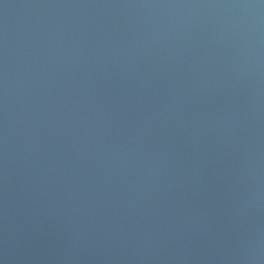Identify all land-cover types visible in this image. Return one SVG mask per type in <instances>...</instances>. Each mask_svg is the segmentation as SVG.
I'll return each instance as SVG.
<instances>
[{"label": "water", "instance_id": "1", "mask_svg": "<svg viewBox=\"0 0 264 264\" xmlns=\"http://www.w3.org/2000/svg\"><path fill=\"white\" fill-rule=\"evenodd\" d=\"M197 2L208 0H0V72L7 54L13 81L7 191L0 150V257L5 254L7 199L8 264H247L232 259L233 249L250 228L264 229V205L237 212L236 204L249 187L240 179L244 149L249 142L258 143L264 153V112L258 121L243 119L231 142L211 126L196 139L190 127L181 123L200 112L246 111L249 90L244 83L231 80L227 51H218L210 37L191 30L186 33L185 50L176 58L160 52L159 59L139 58L125 68L112 64L110 58L90 57L87 49L83 59L72 60L74 51L66 49L51 63L39 67L30 63L42 61L37 49L51 35L69 44V37H82L91 46L105 36L130 38L138 31L137 14L146 11L98 5ZM29 67L37 68L38 74L29 77ZM193 75L205 76V89L183 96L176 109L179 119L173 115L146 136V147L156 140L171 149L175 158L172 166H165V180L176 181L170 191L165 188L167 205L151 214L143 205L126 210L121 205L128 186H105L96 161L76 160L83 130L73 113L83 110L81 102L85 107L103 105L105 111L115 106L131 128L155 105L178 93ZM39 116L47 120L33 124ZM2 135L0 90V143ZM30 141L36 145L33 157L26 152ZM102 153V148L94 150L98 159ZM61 170H67L63 184L57 180ZM93 184L98 203L90 215H84L86 209L62 210L73 205L79 208L77 200ZM69 185L80 187L81 193L62 192ZM186 214H194L195 219L184 226L181 221ZM162 215L174 229L162 245L141 248L134 237L126 238L137 220L142 227L161 231Z\"/></svg>", "mask_w": 264, "mask_h": 264}, {"label": "clouds", "instance_id": "2", "mask_svg": "<svg viewBox=\"0 0 264 264\" xmlns=\"http://www.w3.org/2000/svg\"><path fill=\"white\" fill-rule=\"evenodd\" d=\"M99 7H118L127 9L146 10L137 14L138 31L130 38L115 39L113 36L102 37L96 46L82 37L71 38V44L55 35L43 41L37 51L42 61H34L37 66L51 63L54 58H61L65 50L74 51L72 60L83 59L84 50L87 55L98 59L110 58L112 64H120L127 68L139 58L156 57L163 52L165 56L178 57L185 50L186 33L199 30L208 37L218 51L225 50L230 56V77L235 83H244L249 90V102L245 112L236 109H221L217 113L205 115L200 112L191 117L190 122H181L184 127H190L196 139L211 130L220 135H227L231 142L236 135L243 119L259 120L264 112V0H208L197 3H134L123 5H98ZM62 7H91V5H62ZM78 46V47H76ZM6 47V46H5ZM47 53V55H43ZM203 60L204 57H201ZM206 62V61H205ZM199 71V69H197ZM38 74L37 68L29 67L28 76ZM226 82V81H222ZM12 76L7 62V54L2 72H0V90L3 98V135L0 150L4 163L5 189L8 188L10 134H9V99L12 86ZM205 89V76L193 75L186 85L170 95L168 100L155 105L152 110L129 128L127 121L122 119L118 107L105 111V106L97 104L85 107L81 102L82 111L73 113L75 121L83 130L78 138L80 148L76 160L81 157L96 161L100 170L99 176L105 186L126 185L129 191L123 197L121 207L135 211L143 205L151 214L167 205L165 188L169 191L176 186L172 178L165 180V166H172L175 158L171 149L153 140L147 145L146 136L158 123L166 124L173 115L178 119L176 111L180 99L192 91ZM88 95L87 90H83ZM31 112V109H29ZM47 120L39 116L33 124ZM91 125V126H90ZM179 127V125H178ZM112 136L109 139V136ZM102 148V158L98 159L94 150ZM29 157L36 152V145L29 142L26 148ZM78 164L73 168L77 172ZM67 170H61L57 180L63 184L62 177ZM134 173H138L134 175ZM241 180L248 183L246 195L236 204L237 212L259 209L264 205V153L259 144L249 142L244 149ZM49 183L56 181L49 179ZM84 194L77 200L79 208L73 205L62 209L66 213L85 210L84 215H90L98 203L95 184L84 189ZM62 192L81 193L80 187L71 185ZM82 201V202H81ZM151 201V204L148 202ZM59 200H57V203ZM178 203L183 204L180 200ZM7 199L5 202V254L0 257V264H8V252L11 245L9 225L7 223ZM195 219L194 214H186L181 225L187 226ZM79 223V221H76ZM83 227V225H80ZM161 231L141 226L137 220L126 238L135 240L141 248H153L162 245L168 234L174 231L166 216H161ZM232 259H240L247 264H264V229L250 228L247 235L237 240L233 249Z\"/></svg>", "mask_w": 264, "mask_h": 264}]
</instances>
